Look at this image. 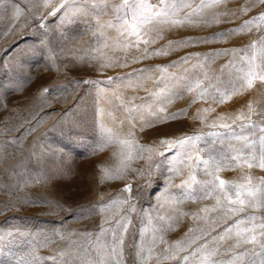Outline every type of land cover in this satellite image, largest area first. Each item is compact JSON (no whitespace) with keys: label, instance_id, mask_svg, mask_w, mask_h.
I'll list each match as a JSON object with an SVG mask.
<instances>
[{"label":"rangeland","instance_id":"rangeland-1","mask_svg":"<svg viewBox=\"0 0 264 264\" xmlns=\"http://www.w3.org/2000/svg\"><path fill=\"white\" fill-rule=\"evenodd\" d=\"M61 2L50 0L45 6V0H0V264H100L93 241L104 231L101 240L110 242V230L133 205L135 211L128 213L123 264H136L137 246L149 215L154 226L165 228L167 243L155 252L162 254L182 242L187 251H180L178 257H183L211 241L235 217L224 220L212 213L204 219L201 209L211 208L214 198L172 203L170 198L181 199L179 186L194 169L197 180L210 177L196 168L195 160L189 166L181 165L180 175L170 173L179 149L170 150L161 141L175 142L213 131L206 121L247 114L250 102L260 113L253 120H264V84L257 82L253 89L217 104L211 98L193 102L195 93H186V81L175 77L200 76L201 68L194 67L200 64L209 76H220L229 61L251 55L223 53L244 49L264 36V25L233 31L264 12V4L227 0L218 8H206L194 22L153 31L154 42L149 45L125 49L116 29L97 30L93 13L84 16L77 11L87 0H66L64 8L50 14ZM200 2L192 0V6ZM243 7L249 11H238ZM17 9L19 15L14 18ZM188 11L184 9L180 15ZM216 13L228 15L213 20ZM113 19L109 12L99 16V23L106 25ZM158 33L162 38H156ZM145 48L148 53L163 50L167 54L144 58ZM158 68H167V73ZM228 77L225 70L222 80L227 82ZM129 100L144 105L133 113L134 121L124 111L131 106ZM204 109L214 111L205 114ZM205 115L206 119L198 118ZM101 125L120 139L131 140V145L113 142L99 149ZM122 160L127 165L123 169ZM104 169L121 178H106ZM246 175L255 182L264 178V169L236 167L219 173L230 182H242ZM169 176L173 178L169 180ZM129 185L131 191H125ZM113 200L129 203L117 214L106 207ZM192 213L201 218H193ZM158 215L173 217L171 227L162 225ZM226 247L220 248V258L225 260L230 258L224 254ZM149 264L180 261L153 258Z\"/></svg>","mask_w":264,"mask_h":264},{"label":"snow or ice","instance_id":"snow-or-ice-1","mask_svg":"<svg viewBox=\"0 0 264 264\" xmlns=\"http://www.w3.org/2000/svg\"><path fill=\"white\" fill-rule=\"evenodd\" d=\"M65 2L66 0H62L50 14L55 15L60 8H64ZM256 2L264 4V0H256ZM49 3L50 0H45V6H48ZM226 3L227 0H201L199 5L193 7L192 0H157L156 3H152L150 0H87L85 4L78 7L77 11L84 16L89 15L90 12L93 13L97 20V30L104 27L116 29L119 36L123 38L122 47L128 49L139 48L141 44L153 43L154 39L151 38L150 34L157 29L163 30L164 27L194 22L193 18L199 17L206 8H218ZM184 9H190V11L181 16L180 13ZM19 11L17 9V16L14 18H18ZM238 11L247 12L249 8L243 7ZM109 12L114 19L108 21L106 25L100 24L99 16ZM221 15L226 16L228 13H216L212 19L217 20ZM261 25H264V12L245 21L239 29L233 31H250L253 26L259 28ZM156 38L162 37L158 33ZM238 52L251 53V55L240 56L238 60L229 61L220 70V76H209V73L204 70V65L200 64L194 66L201 68L200 76H194L190 79L187 76H180L175 77V79L186 81L183 84V89L186 93H195L193 102L211 98L214 103H225L232 96L253 89L257 82L264 84V36L252 41L244 49L227 50L223 54L235 57ZM159 54L167 53L163 50L153 53H148L147 48L143 50L144 58L147 55ZM156 70L167 73V68ZM225 70H228L229 73L227 82L222 80ZM169 78H172L171 74H169ZM206 81L207 83H205ZM152 95L158 96L159 94L152 93ZM178 95L179 93H177ZM168 98L170 101V94ZM134 99L135 97L132 98V100ZM120 100L121 106H123V98L120 97ZM132 100L128 101L131 106L124 108L129 121H134L136 116L133 113L139 112L144 107V105L132 104ZM159 111L163 112L164 108L161 107ZM202 111L207 114L214 109ZM259 114L250 102L247 114L241 112L234 118L219 116L211 123L206 121V127L215 129L213 131L187 136L175 142L161 141L162 144H168L170 150L172 147L179 149L177 158L172 162V167L169 169L170 173L180 175V166H189L190 162L195 160L196 168H200L203 174L210 177L206 181H199L196 179L194 169L189 178L182 181L179 186L182 190L181 199L176 201L170 198L172 203H182L184 199L203 201L214 198L215 204L211 208L201 209V212L204 213L203 218L209 219L210 214L215 213L224 220L233 217L235 219L221 233L212 237L211 241H206L187 255L178 257L180 251H187L186 248L182 247V242L169 246L162 254L155 252L156 247L167 243L163 236L165 228L154 226L152 224L153 218L149 215L148 224L141 233L140 243L137 246L136 264H149L153 258L158 260L179 258L180 264H264V215L260 214L264 212V178L254 182L250 175H246L241 178L242 182H230L219 176V173L225 168L264 169V120H253V116ZM198 118L206 119V115ZM101 132L103 139L99 149L113 142L129 146L132 143L131 140L120 139L112 129L105 128L103 125H101ZM131 135L133 134L130 132L129 136ZM217 145L220 147H216ZM144 151L151 152L152 150L144 149ZM193 152L196 153L195 156H193ZM130 158L129 156L128 159ZM125 167L127 165L122 160L121 169ZM104 173L108 179L121 178L117 174L109 172L108 169H104ZM172 178L173 176H169V180ZM124 190L130 192L131 186H126ZM128 203L129 200H113L106 207L114 208L119 214L123 206ZM160 206L163 207L162 204ZM133 211H135L134 205L129 207L125 214L120 215L115 227L110 230V242L101 240L104 231L99 233L93 241L97 254L100 256V264H106L107 261H110L111 264H123L124 237L130 223L128 213ZM192 216L193 218H201L197 213H192ZM156 219L162 225L167 224L171 227L170 221L173 217L158 215ZM107 222L106 220L105 223ZM194 242V240L190 241L188 247H191ZM224 244L228 245L224 254H230V258L227 260L220 258L222 255L220 248ZM246 245L252 247L245 251H238ZM246 257L247 261L245 260Z\"/></svg>","mask_w":264,"mask_h":264}]
</instances>
